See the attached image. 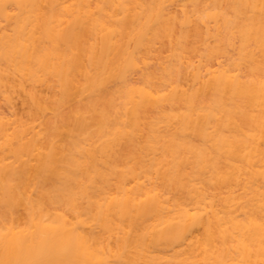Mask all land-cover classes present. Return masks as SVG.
I'll list each match as a JSON object with an SVG mask.
<instances>
[{
  "label": "bare ground",
  "instance_id": "6f19581e",
  "mask_svg": "<svg viewBox=\"0 0 264 264\" xmlns=\"http://www.w3.org/2000/svg\"><path fill=\"white\" fill-rule=\"evenodd\" d=\"M0 264H264V0H0Z\"/></svg>",
  "mask_w": 264,
  "mask_h": 264
},
{
  "label": "rangeland",
  "instance_id": "374dc122",
  "mask_svg": "<svg viewBox=\"0 0 264 264\" xmlns=\"http://www.w3.org/2000/svg\"><path fill=\"white\" fill-rule=\"evenodd\" d=\"M19 102H20V100L17 101L18 105L16 106V110H19V109L22 108V105H21V103H19Z\"/></svg>",
  "mask_w": 264,
  "mask_h": 264
}]
</instances>
